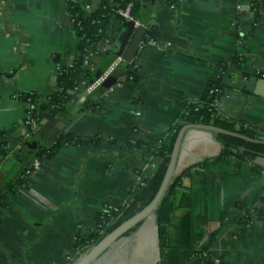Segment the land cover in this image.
<instances>
[{"label":"crops","instance_id":"0c3cea01","mask_svg":"<svg viewBox=\"0 0 264 264\" xmlns=\"http://www.w3.org/2000/svg\"><path fill=\"white\" fill-rule=\"evenodd\" d=\"M70 2L94 10L101 0H0V169L28 132L35 134L58 114L27 125L20 95L36 92L45 100L59 89L58 68L80 57ZM110 28L84 63L91 79L120 56L128 36L118 16ZM147 29L159 39L143 42L136 78L122 72L98 97V108L85 110L63 131L102 139L65 145L14 175L10 184L29 169L30 184L16 186L11 206H0V264H74L75 242L86 244L97 215L106 205L124 206L140 181L138 170L149 155L132 144L157 147L187 104L199 101L218 78L220 64L258 80L245 108L244 92L225 86L215 111L233 131L255 128L264 139V0H155ZM87 82L83 72L80 85ZM242 111L248 122L240 120ZM222 150L220 139L195 140L178 160L176 175L192 168L163 204L160 224L153 213L91 264H206L195 253L213 239L211 250L225 264H264V221H244L248 214H264V153L239 146L238 154L220 157ZM160 229L167 232L165 243Z\"/></svg>","mask_w":264,"mask_h":264},{"label":"trees","instance_id":"16d2710c","mask_svg":"<svg viewBox=\"0 0 264 264\" xmlns=\"http://www.w3.org/2000/svg\"><path fill=\"white\" fill-rule=\"evenodd\" d=\"M143 1L144 0H101L99 6L94 10H88L82 5L74 2L69 3L72 24L80 38V57L75 60L72 65L58 68L57 80L59 89L53 94L48 95L45 100H41L40 95L36 92H28L20 95L21 99L26 105L27 112L31 117L40 121L46 116H54L60 112L61 109L67 108L78 94V90L81 87L80 77L83 72H86L87 81L89 83L95 80L91 79V73L85 69V56L90 53L97 52L99 42L109 37L111 32L110 23L113 16L120 17L124 24L129 25L131 20L118 14V9H124L130 4V13L134 19H137V14ZM253 7L257 8L256 2L253 3ZM151 30V34L147 35L145 39L158 41L159 37L157 31L155 29ZM134 32L135 31L130 34L129 40L124 47V52L127 50L130 44V39H132ZM123 55L124 54H122V56ZM234 64H236L237 67L240 66L241 63L239 58L235 60ZM122 65H124L123 75L125 78L135 79V72L138 69V66L128 63L124 60L122 61L121 66ZM228 68L229 65L227 64L218 65V69L220 70L218 78L210 82L204 95L199 101L187 104L185 111L177 123L172 127L169 134L161 140L157 147L149 148L143 146L142 143L132 144L134 147L143 148V150L149 155L138 170L140 181L131 191L124 206L116 209L110 205H106L104 210L97 215L95 227L89 237V241L86 243H96L103 238L104 232H111L113 229H115L117 226H119L121 223L133 216L152 201L160 188L175 139L183 125L187 123L203 122L213 123L217 126L230 130L234 129V126L231 123L223 120L215 111V103L222 97L226 89L225 85L222 83V79ZM98 89L99 88H97L93 94H90L84 102L79 104L81 108H84V110H96L98 108L101 100L100 98L98 100L93 98V95L96 94V92L97 94L99 93L100 96ZM240 132L253 138L259 137L255 128L241 129ZM35 136L36 134H33L29 138L28 142L33 141ZM40 137L41 136L38 135V139ZM218 138L223 144V150L220 154V157H225L233 153L238 154L237 148L245 143L244 139L242 138L222 133L218 134ZM101 139L102 138L100 136H93L89 139H83L70 133L62 134L56 140H53L50 146L41 145L34 149L28 144L27 148L24 149V153L20 156L23 158V162L27 161L29 158H31V160L42 157L51 158L59 151L61 147L65 145L94 144L98 143ZM249 144L256 147L257 149H261L264 146V144L258 143ZM4 147L5 144H2V150H4ZM157 157L161 158L159 163H155V159ZM10 159L13 160V158ZM153 163H155V166L152 165ZM191 168L192 167L173 177L156 211L157 215L159 216V224L160 212L163 204L166 202L168 196L182 185L184 174ZM28 170L29 169H25L24 173L17 178L15 183L10 184L6 189L0 191L1 207L11 206V197L16 191V186H28L30 184V181L26 176ZM258 220L264 221V214H248V216L244 219V221L250 224ZM128 233H130V231L126 234ZM159 233L161 238L167 236V232L161 229ZM213 243L214 239L208 246L195 253V256L205 258L206 264H225V258L220 257L218 259L216 254L211 250ZM84 244L85 242L78 240L75 242V247L78 248Z\"/></svg>","mask_w":264,"mask_h":264},{"label":"water","instance_id":"95a60500","mask_svg":"<svg viewBox=\"0 0 264 264\" xmlns=\"http://www.w3.org/2000/svg\"><path fill=\"white\" fill-rule=\"evenodd\" d=\"M155 0H145L143 10L141 13V17L139 20V24L136 25L135 21H130L128 25V36L126 40L122 44V47L119 51V55H122L124 47L129 40L130 34L134 32L132 39L130 40V44L127 50L124 52V58L122 61H126L131 64H135V58L137 53L140 51V48L143 46V42L145 41V36L150 35V31L147 29V24L149 21L150 13L153 8ZM122 61L114 68V70L106 77V79L97 87L100 95L106 91L121 75L123 72L124 65L121 66ZM237 73L238 79L236 81H231L230 75L231 73ZM102 74V73H101ZM101 74L97 75L95 79L99 78ZM247 78L246 85L244 86L245 79ZM108 80V81H107ZM257 76L248 77L245 72L236 67H229L222 79L223 85L235 89H240L244 92L245 96V106L248 104L249 93L254 90V86L257 83ZM107 81V82H105ZM89 82L83 84L79 90L78 94L75 96L74 100L71 104L65 108L61 109L58 114L51 118L40 130H38L35 134L33 141L28 140L22 145V147L10 158H13L6 162V164L0 169V191L6 188L8 184H10L14 178V175L24 167L29 166L33 161L29 158L27 161L23 162V158L20 155L24 153V149L27 148V145L33 147L34 149L39 146H49L53 140H56L59 136L63 134V131L70 126L85 110L80 107V103L84 102L86 98L93 94L97 88H95L87 97L82 96L79 100V95L84 92ZM107 85V86H106ZM250 90V91H249ZM99 97V93L94 94L93 98L97 100ZM243 111L240 113V120H245V118L241 117ZM227 134L235 137H239L244 139L245 143L241 145L244 149L248 148L260 153H264V146L261 149H257L256 147L250 145L249 143L255 144H264V139L261 138H253L246 134L236 132L227 128H223L217 126L215 124L208 123H187L181 127L179 130L177 137L175 139L172 152L170 154V159L167 165V169L163 180L161 182L160 188L156 193L155 197L152 201L142 208L140 211L135 213L133 216L125 220L115 229H113L109 233H103L104 236L102 239L94 243L83 255H81L78 260L74 264H91L95 262L101 255H103L115 242L124 237L127 232H133L143 221H145L149 216L155 213L159 207L161 199L166 193L169 184L171 183L173 177L176 175L178 160L182 156V154L186 151V149L197 139L201 137H212L218 138V134ZM38 135L41 136L38 139ZM1 195V194H0ZM132 230V231H131ZM162 242L165 243V238H162Z\"/></svg>","mask_w":264,"mask_h":264},{"label":"built area","instance_id":"2783aa9c","mask_svg":"<svg viewBox=\"0 0 264 264\" xmlns=\"http://www.w3.org/2000/svg\"><path fill=\"white\" fill-rule=\"evenodd\" d=\"M130 7L131 5L129 4L126 8H120L117 10L118 14H120L121 16L130 19L131 21H135V23L138 25V22L136 21V19H134V17L131 15L130 13ZM92 53L88 54L85 56V63L89 60V58L91 57ZM123 56L120 55L117 57V59L111 64V66L103 73L101 74V76L97 79H95L93 82L89 83L88 86L86 87V89L84 90V92L82 94L79 95V98L77 100H79L82 96L87 97L95 88H97L105 79L106 77L114 70V68L122 61ZM36 119L31 117L29 115V118H27L26 120V124L27 125H31L33 124V122ZM32 136V132H28L26 134V138H30ZM33 166L37 167L39 165V160H35L32 163ZM153 166H155V163L152 164ZM146 166V165H145ZM94 243H86L83 246H79L78 247V258L83 255Z\"/></svg>","mask_w":264,"mask_h":264}]
</instances>
